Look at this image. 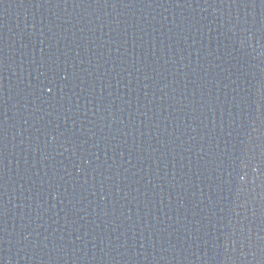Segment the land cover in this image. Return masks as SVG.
I'll use <instances>...</instances> for the list:
<instances>
[{"label":"water","instance_id":"95a60500","mask_svg":"<svg viewBox=\"0 0 264 264\" xmlns=\"http://www.w3.org/2000/svg\"><path fill=\"white\" fill-rule=\"evenodd\" d=\"M0 264H264V0H0Z\"/></svg>","mask_w":264,"mask_h":264}]
</instances>
